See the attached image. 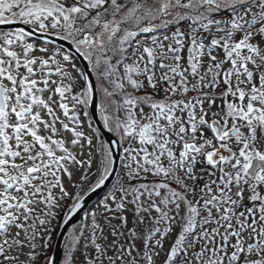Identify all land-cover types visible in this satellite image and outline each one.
I'll return each mask as SVG.
<instances>
[{
    "label": "snow or ice",
    "instance_id": "6c2138e0",
    "mask_svg": "<svg viewBox=\"0 0 264 264\" xmlns=\"http://www.w3.org/2000/svg\"><path fill=\"white\" fill-rule=\"evenodd\" d=\"M0 264H264V0H0Z\"/></svg>",
    "mask_w": 264,
    "mask_h": 264
},
{
    "label": "water",
    "instance_id": "95a60500",
    "mask_svg": "<svg viewBox=\"0 0 264 264\" xmlns=\"http://www.w3.org/2000/svg\"><path fill=\"white\" fill-rule=\"evenodd\" d=\"M102 193H97L95 195H93V197L91 198V200H89V204L88 206H90L97 198L99 195H101Z\"/></svg>",
    "mask_w": 264,
    "mask_h": 264
},
{
    "label": "rangeland",
    "instance_id": "374dc122",
    "mask_svg": "<svg viewBox=\"0 0 264 264\" xmlns=\"http://www.w3.org/2000/svg\"><path fill=\"white\" fill-rule=\"evenodd\" d=\"M70 190H71V189H70ZM102 194H103V193H102ZM102 194H101V195H102ZM95 201H96V200H95ZM95 201H94V202H95ZM94 202H93V203H94ZM91 205H92V204H91ZM91 205H90V206H91Z\"/></svg>",
    "mask_w": 264,
    "mask_h": 264
}]
</instances>
